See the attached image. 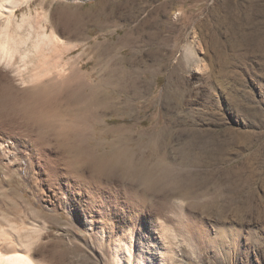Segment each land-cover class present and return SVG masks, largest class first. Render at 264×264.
I'll return each instance as SVG.
<instances>
[{
  "label": "rangeland",
  "instance_id": "374dc122",
  "mask_svg": "<svg viewBox=\"0 0 264 264\" xmlns=\"http://www.w3.org/2000/svg\"><path fill=\"white\" fill-rule=\"evenodd\" d=\"M21 1L17 21L57 35L0 64V221L32 257L264 264V0ZM102 4L114 77L56 25Z\"/></svg>",
  "mask_w": 264,
  "mask_h": 264
},
{
  "label": "bare ground",
  "instance_id": "6f19581e",
  "mask_svg": "<svg viewBox=\"0 0 264 264\" xmlns=\"http://www.w3.org/2000/svg\"><path fill=\"white\" fill-rule=\"evenodd\" d=\"M22 3L21 0H0V64L6 66H9L17 56L22 62L30 63L28 60L35 55L34 53H41V50L49 47L57 37L46 31L36 33V26L29 20L30 16L27 14H23L21 20L17 21L15 16ZM21 67L18 71L27 68ZM75 100L73 97L72 102ZM17 227L9 219L0 221V264H41L30 253L33 241Z\"/></svg>",
  "mask_w": 264,
  "mask_h": 264
},
{
  "label": "crops",
  "instance_id": "0c3cea01",
  "mask_svg": "<svg viewBox=\"0 0 264 264\" xmlns=\"http://www.w3.org/2000/svg\"><path fill=\"white\" fill-rule=\"evenodd\" d=\"M117 7L114 10L108 12L103 4L101 6L90 8V10H85L83 7L74 6L71 7V9H73L71 13L64 14L62 12H58V18L56 20V25L58 27L60 26L62 28H66L69 32V36L72 38V40H74L72 43L76 44V50L80 49V47H85V51L88 53V55L95 59L96 63H99L101 66L106 65L105 70H108L111 74H113L112 71H120V69H125L120 67L119 64L126 62L127 57L119 51V42L108 37L106 40L97 42L95 38L98 36L97 33H102L109 28L111 30L116 29L115 32L117 33L118 21L120 19V15L118 16ZM97 8H100V12L97 16H95L96 14L94 12H96ZM67 10H70V8ZM103 12L107 13V15L109 13H114V16L111 17L112 20H110V22ZM134 29H136V27H134ZM111 35V37H114L113 34ZM133 43H136V40L134 41L125 39L126 45H133ZM90 57H88L87 60H90ZM137 60L138 55L137 53H134V55L130 57V61L135 62ZM114 76L115 75L113 74L112 77ZM112 81L115 83L118 82L117 80Z\"/></svg>",
  "mask_w": 264,
  "mask_h": 264
},
{
  "label": "clouds",
  "instance_id": "9594fccd",
  "mask_svg": "<svg viewBox=\"0 0 264 264\" xmlns=\"http://www.w3.org/2000/svg\"><path fill=\"white\" fill-rule=\"evenodd\" d=\"M13 116V109L10 102L4 101L0 102V121L5 119H11Z\"/></svg>",
  "mask_w": 264,
  "mask_h": 264
}]
</instances>
